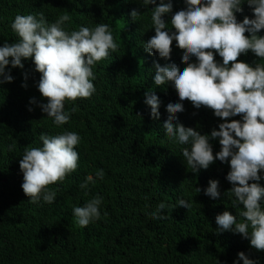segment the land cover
I'll list each match as a JSON object with an SVG mask.
<instances>
[{
	"label": "trees",
	"instance_id": "trees-1",
	"mask_svg": "<svg viewBox=\"0 0 264 264\" xmlns=\"http://www.w3.org/2000/svg\"><path fill=\"white\" fill-rule=\"evenodd\" d=\"M171 2L165 23L184 8L183 0ZM151 7L145 9L138 0H0V44L15 42L9 25L17 14L29 13H43L49 23L67 14L69 31L106 23L117 43L115 53L93 66L95 93L74 105L65 104L66 111L75 106L76 112L61 128L52 126L40 111L38 105L46 100L37 91L40 74L31 58L21 61L22 68H11V83L0 84V264H233L238 252L264 264V251L252 248L248 239L216 231V215L224 211L237 215L232 198L223 195L231 189L225 180L228 164L214 160L207 169L193 173L183 161V146L169 142L163 132L165 105L179 101L170 85H153V63H175L179 68L186 64L180 61L182 49L174 41L167 61L144 51L143 43L154 35ZM133 9L141 14L137 22L128 15ZM235 16L239 22L246 16L251 19L252 13L242 4ZM258 35H264V29ZM214 59L220 60L215 55ZM237 59L264 64L250 52ZM148 90L160 100L158 119L150 118L143 103ZM182 104L184 110L171 123L208 135L221 122L210 109H194L187 100ZM62 130L81 137L75 148L78 167L63 182L50 186L56 190L53 203H28L18 164L24 148L40 146L41 133ZM209 143L215 155L218 141ZM96 170H103V180L81 189L85 176H94ZM209 180L218 181L221 195L216 200L204 195ZM258 183L264 187V180ZM97 195L103 197L101 218L77 226L72 208ZM179 199L191 207H175ZM161 202L166 205L160 213L165 218L153 219L148 213Z\"/></svg>",
	"mask_w": 264,
	"mask_h": 264
},
{
	"label": "clouds",
	"instance_id": "clouds-1",
	"mask_svg": "<svg viewBox=\"0 0 264 264\" xmlns=\"http://www.w3.org/2000/svg\"><path fill=\"white\" fill-rule=\"evenodd\" d=\"M138 3L147 10V6H152L149 11L154 35L143 43L144 51L167 61L174 41L182 49L180 61L186 64L179 68L175 63H153V85H170L179 101L165 105L163 132L169 142L183 146L180 148L183 161L193 173L207 169L214 160L228 164L225 180L231 189L223 195L232 198L237 215L228 211L216 215V231L239 234L249 240L252 248L264 251V187L258 183L264 180V64L249 65L237 59L250 52L264 60V35H258L264 29V0H183L184 8L172 14L167 23L165 17L172 12L171 0H138ZM242 4L249 7L252 18L246 16L238 22L235 14L241 12ZM128 15L132 22L141 16L136 9ZM68 21L67 14L51 23L43 13L17 14L9 25L15 42L0 44V84L11 83V68H22L21 61L31 58L34 70L40 74L37 91L46 100L38 106L55 128L68 124L71 113L76 112L75 106L66 111V103L74 105L95 93L93 66L117 51L108 24L81 25L69 31L65 27ZM214 55L220 60H215ZM185 100L194 109H210L221 121L216 129L201 135L193 128L171 123L177 119L175 114L184 110ZM143 103L150 109V118L158 119L160 100L152 90L144 93ZM237 115L239 120L229 119ZM80 140L78 133L62 130L54 135L41 133L40 146L24 148L18 164L22 173L20 187L28 203L54 202L56 190L50 186L63 182L77 169L79 155L75 148ZM210 140L218 141L215 155ZM103 178V170H96L94 176H85L79 187L87 190L89 184ZM204 195L218 199L221 195L218 181L209 180ZM102 201L103 197L97 195L82 206H74L72 214L77 226L83 228L99 220ZM177 206L188 209L191 203L179 199ZM165 208L161 202L148 214L153 219H164L160 213ZM237 261L256 264L243 252L237 253L233 264Z\"/></svg>",
	"mask_w": 264,
	"mask_h": 264
}]
</instances>
